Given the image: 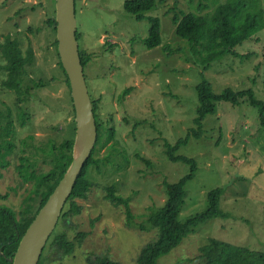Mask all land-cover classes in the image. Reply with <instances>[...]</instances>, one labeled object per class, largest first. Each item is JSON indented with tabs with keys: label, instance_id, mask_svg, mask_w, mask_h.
<instances>
[{
	"label": "rangeland",
	"instance_id": "obj_1",
	"mask_svg": "<svg viewBox=\"0 0 264 264\" xmlns=\"http://www.w3.org/2000/svg\"><path fill=\"white\" fill-rule=\"evenodd\" d=\"M127 1L135 0H76L79 49L90 56L84 67L89 94L98 104L100 124L105 130L114 128L116 139L106 145L105 139L97 147L95 159L106 163L99 170L90 169L93 189L86 200L77 201L81 214L60 221L50 238L52 247L56 235L67 233L76 244L74 252L66 255L56 248L50 252L48 247L44 264H94L101 256L118 264H137L141 248L157 236L156 229L143 230L139 225L151 208L165 207V181L177 183L190 172L188 165L172 162L165 147L167 142L176 145L195 127L200 107L197 85L204 79L203 71L217 94L228 87L237 92L253 90L264 102V29L237 47L247 57L229 54L208 70L197 62L202 57L176 33V14L212 15L227 0H168L159 5L146 15L159 17L162 23V43L151 49L144 44L149 20L137 21L127 14ZM259 1L264 9V0ZM54 18L56 0H0L2 142L15 144L8 168L0 166V196H9L0 205L18 213L35 190L34 181H24L22 159L32 165L31 171L47 174L53 166V147L76 137L71 88L59 64L57 33L50 24ZM9 39L20 43L25 56L33 53L25 67L22 93L5 84L9 71L3 45ZM126 90L130 91L126 94ZM260 116L247 98L240 105L221 102L217 113L204 121V136L192 137L180 149L179 155L195 159L198 165L186 185L180 219L185 222L206 211L209 194L218 189L224 190L221 209L227 217L196 228L159 264H205L198 256L213 237L264 251ZM112 187L119 197L131 200L136 227L127 225L124 207L107 200ZM40 201L34 203V210Z\"/></svg>",
	"mask_w": 264,
	"mask_h": 264
},
{
	"label": "trees",
	"instance_id": "obj_2",
	"mask_svg": "<svg viewBox=\"0 0 264 264\" xmlns=\"http://www.w3.org/2000/svg\"><path fill=\"white\" fill-rule=\"evenodd\" d=\"M167 1L135 0L127 1L124 5L125 12L134 16L137 21L149 20L150 29L148 35L144 38V44L148 49L157 47L162 43V23L159 17L146 15L156 11L159 5H165ZM174 23L177 26L176 33L187 40L197 57H202L197 62H202L204 70H208L215 63L225 58L226 55L248 56L240 53L237 47L245 41L253 39L256 34L264 29V9H262L259 0H227L212 15L189 13L181 16L176 14ZM50 24L56 32V19L50 20ZM77 38H80L79 31H77ZM55 44L58 46L57 38L55 39ZM79 51L82 64L85 67L90 56L85 55L80 49ZM57 53L59 56L58 48ZM3 54L8 59V64L5 67L9 71V78L5 81V84L22 93L25 67L32 59L33 53L31 51L28 56H25L20 43L9 39L3 45ZM59 64L63 68L60 60ZM63 70L70 87L68 75L64 68ZM202 75L204 79L197 85L200 107H198L197 117L194 119L195 127L188 132L186 138L181 139L176 145L167 142L165 147L168 158L174 163L181 162L188 165L190 172L177 183L165 181L168 195L165 207L160 209L151 208L150 212L145 216L144 224L139 225L140 229L143 230L156 229L157 236L155 240L141 248L137 257V264H159L162 257L170 254L196 228L213 219L227 217V214L221 209L224 190L218 189L209 194V208L206 211L192 216L185 222L180 219L187 196L186 185L194 179L198 165L195 159L179 155L178 153L182 147L189 143L192 137L202 138L204 136V121L209 115L217 113L219 103L228 102L233 105H240L242 99L247 98L254 107L259 109L261 125L264 126V102L255 97L253 90L237 92L234 88L228 87L222 94H217L213 83L206 78L204 71ZM129 91L126 90L125 93L127 94ZM92 103L98 132L97 143L76 182L72 196L65 206V208L68 207L67 210L65 208L63 210L61 221H68L70 217L81 214L82 206H79L77 201L86 200L93 189V183L89 179L90 169L94 167L99 170L101 165L106 163L104 159H95L94 154L97 147L105 139V145L116 139L114 128L105 130L104 125L100 124L97 115L98 104L93 99ZM73 146L74 139L72 138L65 140L59 147H53V166L52 170L47 174L39 175L35 170L31 171L32 165L28 163L26 158L22 159L23 163L20 169L24 181L25 183L34 181L35 190L29 199L26 200L27 205L20 213L7 205H0V264H13L10 257L16 254L25 233L35 221L41 209L48 203L70 166ZM14 149L15 144L12 141L2 142L0 117V166L2 168H8L10 165L7 158L13 153ZM137 156L140 157L139 155ZM140 158L151 166L149 161L143 157ZM38 199H41L40 207L34 210V203H37ZM7 200H9L8 195L0 196V201ZM107 200L116 207H124L129 227L137 226L134 223L135 216L131 211L130 199L119 197L117 188L112 187L108 190ZM78 235L85 236L84 233ZM52 245H56V248L66 255L72 254L76 247V244L69 239L65 232L56 235ZM198 257L205 259V264H264V251L252 250L249 247L236 245L215 237L201 247V254ZM94 260L96 261L94 264H118L109 257L104 256ZM39 264H44L43 258Z\"/></svg>",
	"mask_w": 264,
	"mask_h": 264
},
{
	"label": "water",
	"instance_id": "obj_3",
	"mask_svg": "<svg viewBox=\"0 0 264 264\" xmlns=\"http://www.w3.org/2000/svg\"><path fill=\"white\" fill-rule=\"evenodd\" d=\"M56 33L60 61L70 83L75 109L76 137L72 162L48 203L21 240L13 264H39L76 182L97 143V124L77 38L76 0H56Z\"/></svg>",
	"mask_w": 264,
	"mask_h": 264
},
{
	"label": "flooded vegetation",
	"instance_id": "obj_4",
	"mask_svg": "<svg viewBox=\"0 0 264 264\" xmlns=\"http://www.w3.org/2000/svg\"><path fill=\"white\" fill-rule=\"evenodd\" d=\"M84 71H85V69H84ZM61 218H62V216H61ZM61 218H60L59 222L61 221ZM64 221L67 222L66 220H64ZM49 242H50V240H49ZM49 242H48L46 248L44 249V252H43V254H42L41 259L44 258V257L46 256V253L48 252V251H47V248L49 247ZM55 248H56V245H52V247H49V251H50V252H54V251H55ZM56 249H57V248H56ZM43 255H44V257H43ZM45 258H46V257H45ZM45 258H44V261H45ZM41 259H40V261H41ZM39 263H40V262H39Z\"/></svg>",
	"mask_w": 264,
	"mask_h": 264
}]
</instances>
